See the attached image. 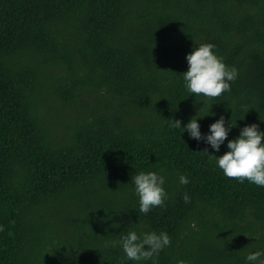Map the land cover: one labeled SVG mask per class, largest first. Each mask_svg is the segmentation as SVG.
Wrapping results in <instances>:
<instances>
[{
	"label": "trees",
	"instance_id": "1",
	"mask_svg": "<svg viewBox=\"0 0 264 264\" xmlns=\"http://www.w3.org/2000/svg\"><path fill=\"white\" fill-rule=\"evenodd\" d=\"M208 42L238 70L216 98L181 75ZM209 105L202 133L221 115L227 139L264 130V0H0V264H121L111 241L129 228L170 235L158 264H245L264 248V187L195 152L227 140L214 152L167 127ZM141 170L165 176L147 214Z\"/></svg>",
	"mask_w": 264,
	"mask_h": 264
},
{
	"label": "clouds",
	"instance_id": "2",
	"mask_svg": "<svg viewBox=\"0 0 264 264\" xmlns=\"http://www.w3.org/2000/svg\"><path fill=\"white\" fill-rule=\"evenodd\" d=\"M215 45L199 43L189 53L185 54L187 69L182 75L184 88L189 94L202 95L207 98L219 97L222 93L230 91V82L238 76L236 67L227 66L223 58L213 51ZM208 106L204 115L195 114L183 127L179 119H167V127L170 130L181 129V133L187 132L189 139L197 142L203 141L214 152L220 151V146L226 143V151L215 156L209 153L208 147L201 151H195L202 156L215 158V165L223 174L230 178H236L239 182L246 179L250 183L264 187V130H260L258 124L252 123L240 128L238 136L227 139L229 131L236 126L230 120L227 125L223 115L219 116L208 125L204 133L200 130L198 118L215 116L209 111ZM197 113V112H196ZM243 119V118H242ZM178 182L187 185L189 178L179 174ZM133 192L138 200L139 212L147 214L153 208L163 207L167 199L165 190V176L159 171L141 170L131 176ZM185 203L189 202V196L185 193L182 197ZM171 243L170 235L166 231H140L129 228L118 240L111 241L112 246L119 245L124 256L121 264L128 261H151L158 264L159 253ZM245 264H264V248H257L246 253ZM175 264H188L184 259H177Z\"/></svg>",
	"mask_w": 264,
	"mask_h": 264
}]
</instances>
